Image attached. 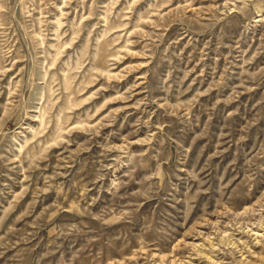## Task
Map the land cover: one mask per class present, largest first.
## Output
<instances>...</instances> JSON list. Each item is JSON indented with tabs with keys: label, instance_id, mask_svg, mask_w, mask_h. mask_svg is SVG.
Here are the masks:
<instances>
[{
	"label": "rangeland",
	"instance_id": "rangeland-1",
	"mask_svg": "<svg viewBox=\"0 0 264 264\" xmlns=\"http://www.w3.org/2000/svg\"><path fill=\"white\" fill-rule=\"evenodd\" d=\"M0 264H264V0H0Z\"/></svg>",
	"mask_w": 264,
	"mask_h": 264
}]
</instances>
